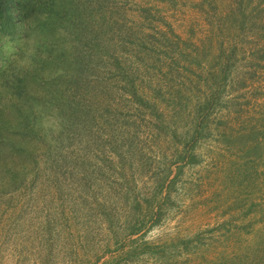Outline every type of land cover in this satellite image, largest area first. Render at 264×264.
Wrapping results in <instances>:
<instances>
[{
  "label": "rangeland",
  "instance_id": "obj_1",
  "mask_svg": "<svg viewBox=\"0 0 264 264\" xmlns=\"http://www.w3.org/2000/svg\"><path fill=\"white\" fill-rule=\"evenodd\" d=\"M28 1L0 264H264V0Z\"/></svg>",
  "mask_w": 264,
  "mask_h": 264
},
{
  "label": "trees",
  "instance_id": "obj_2",
  "mask_svg": "<svg viewBox=\"0 0 264 264\" xmlns=\"http://www.w3.org/2000/svg\"><path fill=\"white\" fill-rule=\"evenodd\" d=\"M21 7H25V6L22 3H20L19 0H0V28L6 27L7 30L11 29V33H14L15 31H17V29L19 28V27H16L17 23L21 20H26V21L28 20V19L23 17V16H25V14L21 15V12L22 13L25 12V10L20 9ZM26 7L37 9V8L41 7V3H36L34 0H29ZM52 9L53 8L50 7L48 10L51 11ZM46 19H48V23L50 25L53 24L51 18H46ZM46 19L43 22L44 23L43 25H45L44 27L47 26ZM28 21H29L28 22L29 25L33 28V26L35 24L30 20H28ZM62 59H63V57L61 58V54H59L57 52V55H55L53 61L59 60L60 62H62ZM46 60L51 61L52 57L46 58ZM82 63L86 64L84 61H79V70L84 71L85 69L82 66ZM2 69H3V63L1 62L0 63V71ZM79 70H77V74L75 75V78H74L75 81H77L78 79L79 80L81 79L82 73L79 74ZM3 74H4V71H3ZM24 79H27V78L16 77L15 80H14V78H12V80H14V81L11 82L10 84H6L7 87H6L5 91L10 93V98L8 100L9 103H7V106L17 108V110H9V111L16 113V114H19L21 112V114L24 113L26 115V114H29V113H27V110L26 109L22 110L23 108H21L26 104V103H23V98H24L23 95H24V91L26 90V87H27L26 83L24 82ZM13 101H16V102H13ZM3 105H5V104H3ZM3 108L4 107H2V105L0 104V125L5 123L4 118H3V113L5 112V110H2ZM29 112H30V114L32 113V111H29ZM19 153H21V152H19Z\"/></svg>",
  "mask_w": 264,
  "mask_h": 264
}]
</instances>
